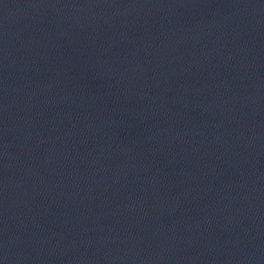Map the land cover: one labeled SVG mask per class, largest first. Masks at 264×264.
Returning <instances> with one entry per match:
<instances>
[{"label": "water", "instance_id": "water-1", "mask_svg": "<svg viewBox=\"0 0 264 264\" xmlns=\"http://www.w3.org/2000/svg\"><path fill=\"white\" fill-rule=\"evenodd\" d=\"M0 264H264V0H0Z\"/></svg>", "mask_w": 264, "mask_h": 264}]
</instances>
